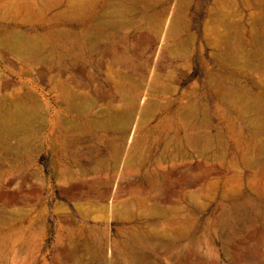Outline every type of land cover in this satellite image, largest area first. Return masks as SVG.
<instances>
[{"label":"rangeland","instance_id":"rangeland-1","mask_svg":"<svg viewBox=\"0 0 264 264\" xmlns=\"http://www.w3.org/2000/svg\"><path fill=\"white\" fill-rule=\"evenodd\" d=\"M0 264H264V0H0Z\"/></svg>","mask_w":264,"mask_h":264}]
</instances>
